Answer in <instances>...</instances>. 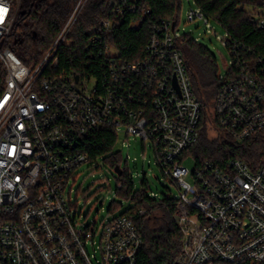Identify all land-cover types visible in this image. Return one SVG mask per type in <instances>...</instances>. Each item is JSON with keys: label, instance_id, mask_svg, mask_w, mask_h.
<instances>
[{"label": "built area", "instance_id": "2783aa9c", "mask_svg": "<svg viewBox=\"0 0 264 264\" xmlns=\"http://www.w3.org/2000/svg\"><path fill=\"white\" fill-rule=\"evenodd\" d=\"M21 1L0 0L6 9L0 21V264H137L143 238L135 219L145 211L83 228L68 191L77 169L90 162L85 143L104 128L150 141L165 179L177 187L180 264L264 262V158L255 166L241 159L204 161L193 172L184 166V154L200 139L202 103L177 26L154 24L143 58L134 63L106 47L99 87L86 73H55L59 49L87 0L30 64L8 46ZM254 18L263 29L264 8ZM187 20L211 19L194 4ZM110 26L103 22L100 31ZM229 50L234 66L213 118L219 131L242 144L264 135V57H242L236 44Z\"/></svg>", "mask_w": 264, "mask_h": 264}, {"label": "trees", "instance_id": "16d2710c", "mask_svg": "<svg viewBox=\"0 0 264 264\" xmlns=\"http://www.w3.org/2000/svg\"><path fill=\"white\" fill-rule=\"evenodd\" d=\"M84 1L22 0L8 46L25 64L39 60L76 7ZM193 3L206 18L214 20L225 30L228 50L229 45L236 44L241 47L239 53L242 57H264V28H260L254 18L256 11L264 8V0H193ZM133 6L137 9L133 10ZM181 9V0H87L59 49V66L55 73H86L96 78L98 86L102 87L106 47L112 46L116 57L124 61L134 63L141 60L152 26L162 20H170L178 26ZM103 22L110 23L108 32L100 31ZM94 36H97V42H93ZM177 41L202 103L199 142L184 154L183 159L193 157L195 167L204 161L223 165L229 159H241L253 166L259 164L264 158L263 133L255 134L242 144L234 143L218 129L219 136L210 138V130L217 127L214 118L213 121L210 118L209 109L214 108L217 93L228 75L223 79L219 77L214 54L190 35L180 36ZM249 51L250 55L247 54ZM231 58L234 62L232 55ZM117 138L115 130L104 128L84 147L90 162L102 159L113 170L118 168L122 172L118 185H124L117 189V195L134 202L133 208L124 214L145 211L143 216L135 219L143 238L137 264H180L182 235L175 220L178 200L166 194L151 197L146 178L141 181L142 188H136L128 163L124 164L121 153L114 152ZM114 205V202L110 205L112 210Z\"/></svg>", "mask_w": 264, "mask_h": 264}, {"label": "rangeland", "instance_id": "374dc122", "mask_svg": "<svg viewBox=\"0 0 264 264\" xmlns=\"http://www.w3.org/2000/svg\"><path fill=\"white\" fill-rule=\"evenodd\" d=\"M181 1L182 9L176 36L190 35L198 44L209 49L216 58L219 77L225 78L233 64L231 54L223 42L227 36L225 30L214 20H209L208 24L200 20L188 22L187 13L191 7H194V3L193 0ZM109 52L110 55H116L112 46H110ZM93 86L94 83L91 82L90 90L93 89ZM209 110L210 118L213 121V109ZM219 134L217 128L213 127L209 136L216 138ZM114 149V152L121 153L124 164L128 163L127 166L137 189L142 188L141 181L146 178L150 187L148 191L150 196L152 193L161 197L163 194L171 195L174 198L179 195L177 187L165 179L158 166L150 141L144 142L141 138L134 136L127 138L124 132H120ZM183 163L190 172L194 171L195 160L193 157L183 159ZM118 181L119 175L102 159L83 164L77 169L75 178L68 185V191L71 188L73 190L70 198L80 218V227L101 226L105 221L112 220L133 208V201H127L117 195ZM187 181L193 183L191 177ZM112 202L115 204L113 210L110 208Z\"/></svg>", "mask_w": 264, "mask_h": 264}, {"label": "snow or ice", "instance_id": "6c2138e0", "mask_svg": "<svg viewBox=\"0 0 264 264\" xmlns=\"http://www.w3.org/2000/svg\"><path fill=\"white\" fill-rule=\"evenodd\" d=\"M5 11H6V9H0V21L3 20V15H2V13L5 12Z\"/></svg>", "mask_w": 264, "mask_h": 264}, {"label": "water", "instance_id": "95a60500", "mask_svg": "<svg viewBox=\"0 0 264 264\" xmlns=\"http://www.w3.org/2000/svg\"><path fill=\"white\" fill-rule=\"evenodd\" d=\"M78 79V78H77ZM115 172L120 176L121 174H122V172L117 168L116 170H115Z\"/></svg>", "mask_w": 264, "mask_h": 264}]
</instances>
